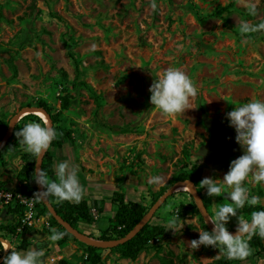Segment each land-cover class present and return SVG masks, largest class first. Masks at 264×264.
<instances>
[{"label": "rangeland", "instance_id": "obj_1", "mask_svg": "<svg viewBox=\"0 0 264 264\" xmlns=\"http://www.w3.org/2000/svg\"><path fill=\"white\" fill-rule=\"evenodd\" d=\"M230 2L229 11L223 12L227 23L215 15L201 22L192 7L195 4L201 14H210ZM157 3L158 11L153 12L150 0H0V119L9 120L20 107L35 105L39 100L56 112L60 94L68 91L73 95L61 118L71 130V139L48 150L53 168L62 160L78 166L80 182L87 189L82 199L88 203L102 200L101 212L91 207L94 223L77 222L81 231L94 238L115 235L108 220L116 209L111 202L115 190L124 194L125 201L150 206L159 188L173 174L187 169L185 162L192 164L194 153L201 155L198 148L209 136L203 113L219 126L234 129L226 113L250 99H264V32L252 35L250 43H242V37L234 32L242 19L253 23L264 20V0H258L256 17L246 16L245 0ZM63 38L74 43L80 78L100 94L99 106L87 89L72 85L74 62L66 54ZM92 43L97 45L94 52L89 51ZM168 67L185 71L200 93L190 98V108L185 112L171 116L162 114L149 99L154 75ZM199 97L202 109L197 103ZM32 120L41 117L22 119L18 125ZM16 148V152L6 148L0 158V182L4 183L0 186V236L17 250L22 239L26 242L24 249L36 238L45 240L44 264H88L79 241L68 237L47 243V230L55 227L49 216L39 214L34 202L31 207L19 201V194L32 195L18 190L16 172L25 150L20 143ZM235 157L229 156L227 161ZM197 164L202 167L201 178L222 180L227 172L214 168L203 156ZM154 174L162 180L149 184L147 178ZM247 186L250 195L261 197L258 205H264V183L256 184L249 178ZM197 190L209 215L230 203L224 199L227 193L209 197L201 185ZM16 202L24 206L20 216L12 211ZM244 208L238 214L248 219L250 212ZM177 214L184 225L174 234L164 225ZM200 215L189 192L177 190L150 221L164 228L162 235L149 241L159 248L142 251L136 260L105 248L101 250V264H160L159 256L168 251L173 253L174 264H211L224 253L211 246L189 247V241L199 236L197 228H208ZM18 219L21 223L25 220L28 232L21 233L20 227L15 233L7 232L4 225ZM236 224L237 218L232 217L227 222L228 230L236 229ZM10 250L0 249V264ZM252 250L245 260L231 264H264V247Z\"/></svg>", "mask_w": 264, "mask_h": 264}, {"label": "clouds", "instance_id": "obj_2", "mask_svg": "<svg viewBox=\"0 0 264 264\" xmlns=\"http://www.w3.org/2000/svg\"><path fill=\"white\" fill-rule=\"evenodd\" d=\"M153 12L158 11L157 0H150ZM245 14L248 17L258 15V0H245ZM238 34L242 37V43H250L253 40L252 34L264 32V20L251 22L249 19L240 20L236 26ZM97 45L92 43L89 51H96ZM149 86L150 103L162 114L176 115L185 112L189 107L190 98L196 97L199 93L198 86L192 78L181 68L168 67L162 74L154 75ZM228 123L235 129V141L244 149L243 154L231 159L228 171L223 174L222 180L212 176H206L199 181L201 187L206 188L209 197L219 196L227 193L224 199L230 203H224L214 210L213 215L208 216V221L213 225L211 230L199 229V236L189 241L191 249H197L201 245L218 248L226 258L232 260H245L252 254L249 245L253 235L264 238V208L253 210L251 218L245 219L238 210L249 206L261 204V197L255 194L250 195L247 186L249 178L256 184L264 183V99H250L247 102L234 105L226 113ZM14 135L23 146L25 152L31 154L34 160L42 158L57 138V129L47 118L32 120L23 124L22 127L14 129ZM193 166L202 159L201 155L193 154ZM78 166L68 160L58 161L54 165L53 175L50 178L44 168L36 167L32 178L36 184L41 186L39 194L41 199L55 197L57 202L69 201L80 203L85 196L87 189L80 182ZM162 180L158 174L147 178L149 184H157ZM188 192L192 195V186L186 183ZM199 206L202 202L195 200ZM237 218L236 232L228 230L227 222ZM184 221L179 215H174L167 220L165 229H172L173 233H179ZM50 235L47 236V243L61 240L66 232L59 231L49 226ZM45 240L36 238L27 249L17 248L10 240H4L0 236V249L7 250L2 258V264H44L43 245Z\"/></svg>", "mask_w": 264, "mask_h": 264}, {"label": "trees", "instance_id": "obj_3", "mask_svg": "<svg viewBox=\"0 0 264 264\" xmlns=\"http://www.w3.org/2000/svg\"><path fill=\"white\" fill-rule=\"evenodd\" d=\"M230 6H232V2L228 3L226 6H223L222 8L210 14L209 13L201 14L199 12L198 7L195 4H192L195 14L201 22H203L208 16L215 15V16L220 17L224 23H227L228 21L227 16L224 15L223 12L229 11ZM52 15L56 17L57 19H61V16L56 13H52ZM234 32L238 33L236 30H234ZM257 34L258 33H255L252 35H257ZM63 45L65 48L66 54L74 62L75 74L72 79V85L75 87L82 86L85 89H87L90 92V94L93 96L97 106H99L100 99H101L100 94H98L88 82L80 78L78 60L76 59L75 57L76 54L73 51L74 43L68 38L67 39L63 38ZM58 98H59L60 108L56 112H54L52 108L49 106V104L43 100H39L35 103V105L41 106L46 109V111L50 115L53 125L57 129V133H58L57 138L54 139L51 143V146L55 148L60 147L61 144L64 143L67 139H71V130L69 128H66L62 124L61 118H62V112L69 108L73 95L70 92L65 91L62 94H60ZM197 103H198V106L202 109L203 106H202L200 97L198 98ZM25 105H31V104L27 103ZM29 117L40 118L39 116H37V114L28 113V114L23 115L20 118V120L29 118ZM19 121L15 124L13 131H12V135L14 134V129H18ZM7 123H8V119L6 120L0 119V139L5 133ZM18 144H19V141L17 140V137H15L14 139H11L10 137L7 143L3 147L0 148V158L2 156V151L5 150L6 148H9L12 152H16L17 151L16 147ZM21 160H22L21 167L16 172V179L19 184L18 190L23 194L35 195L34 203L37 208V212L39 214H47L50 218V223L53 226H55L57 230L66 232V235L63 238L70 237L76 241H79L75 239L61 224H59L51 216V214L48 212L47 207L42 202V200L39 198L38 193H37V185L32 178L35 160L31 156V154L27 152H22ZM185 164L186 165L188 164V168L185 169L184 171L173 174L170 177V179L163 186H161L159 190L155 193L154 200L160 194H162L176 180L187 178L193 181L196 186H200L199 181L202 179L201 178L202 167L198 164L196 166H193V164L189 162H185ZM41 168H44L48 172L50 178H55L53 175V169H54L53 168V156L50 153V150L44 153V156L42 158ZM0 186H4V183L0 182ZM183 191H186V190H183ZM48 199L52 203L57 213H59L65 220H67L74 227H77V222L79 220L85 221L87 223L95 222V219L91 213V207H97L99 212L102 211L101 210L102 209L101 199H93L90 203H88L85 199H82L80 203L78 204L69 202V201L57 202L56 198L51 197V196L48 197ZM111 202L116 205V209L114 211V214L111 217H109L108 220H109V224H111L112 227L116 230L115 235L107 236L103 234L97 238L111 239V238H118V237L123 236L127 231H129L132 228V226L140 219V217L144 214V212L149 207V205L146 206L139 202L125 201L124 194L117 190H115L112 193ZM260 208H264V205H258L254 207L249 206V205L245 206L244 209L246 210V212H250L248 219L251 218V212L253 210H258ZM23 210H24L23 204L17 203V202L12 208V211L18 212L19 216L22 215ZM200 217L201 219H203L201 215ZM150 221L147 222L132 238H130L129 240L121 244L110 247L108 249L117 251L122 257L129 258L130 260H136L142 251L149 250L152 247L159 248L160 246L158 245L149 244V241L154 240L158 236L162 235L164 233V228L161 224H152ZM204 225L206 226V224ZM19 227H20L21 233H26L29 230V227L26 224H22L20 219H18L15 222L7 223L4 225L5 230L10 233H15ZM207 230H210V229L207 228ZM47 231L49 232V230ZM79 242L84 246V249L86 252L85 262L88 264H101V261H102L101 250H103L104 248H98L95 246H91L81 241ZM25 243H26L25 239H22V242L19 245V248L24 249V247L26 246ZM249 245L251 248H255V251L261 250L264 247L262 243V238H260L257 235L252 236L251 240H249ZM159 261H160V264H174L172 251H168L165 255L159 256ZM234 261H237V260L236 259L230 260L226 258V256H221V257L214 259L211 262V264H231ZM62 264H67V263L65 261H62Z\"/></svg>", "mask_w": 264, "mask_h": 264}, {"label": "water", "instance_id": "obj_4", "mask_svg": "<svg viewBox=\"0 0 264 264\" xmlns=\"http://www.w3.org/2000/svg\"><path fill=\"white\" fill-rule=\"evenodd\" d=\"M38 111L42 112L47 119L52 120L50 118L49 113L45 108L37 105H25L20 107L8 120L7 127L4 135L0 139V148L3 147L7 141L9 140L13 128L18 120L25 114L34 113L36 114ZM40 117V116H39ZM203 121L205 127L209 130V136L207 140L198 148V153L201 154L204 160L209 163L211 166L218 170L228 171L229 162L227 158L232 155L239 156L243 154L244 149L235 141V129L227 128L223 126H219L212 118H210L207 113H203ZM53 124V123H52ZM44 156V154H43ZM42 156V158H43ZM42 158L39 160H35L34 169L36 167L41 168ZM186 183H190L192 186V197L194 203L195 200H199L202 203L199 206L195 203L196 208L201 214L205 224L211 230L213 225L208 221L209 212L202 200L201 194L197 190V186L190 179H180L174 181L162 194H160L148 207V209L144 212V214L140 217V219L132 226V228L127 231L123 236L113 239H100L89 236L88 234L81 231L79 228L71 225L67 220H65L53 207L52 203L49 201L48 197L41 199L39 194V198L45 204L48 209V212L51 216L61 224L75 239L98 248H110L121 244L130 238H132L147 222L151 220L154 213L161 207L164 201L175 191H177V187L179 185H185ZM37 185V192L42 190L41 186ZM230 232L235 233L236 229L231 230Z\"/></svg>", "mask_w": 264, "mask_h": 264}, {"label": "built area", "instance_id": "obj_5", "mask_svg": "<svg viewBox=\"0 0 264 264\" xmlns=\"http://www.w3.org/2000/svg\"><path fill=\"white\" fill-rule=\"evenodd\" d=\"M18 197H19V201L20 202H28L30 205H31V207L33 206V202H34V195H32V196H30V197H27V196H21L20 194L18 195ZM29 215L30 214H28V216L27 217H29ZM26 217V218H27ZM23 223H25V220L23 219ZM22 223V224H23Z\"/></svg>", "mask_w": 264, "mask_h": 264}, {"label": "bare ground", "instance_id": "obj_6", "mask_svg": "<svg viewBox=\"0 0 264 264\" xmlns=\"http://www.w3.org/2000/svg\"><path fill=\"white\" fill-rule=\"evenodd\" d=\"M38 116H40L41 118H46V116L42 113V112H40V111H38L37 113H36ZM184 185H179L178 187H177V190H184V189H186V186L184 187V188H182ZM187 190V189H186Z\"/></svg>", "mask_w": 264, "mask_h": 264}]
</instances>
